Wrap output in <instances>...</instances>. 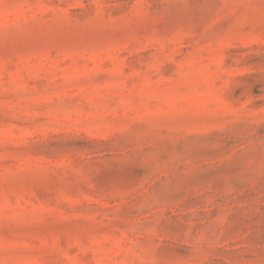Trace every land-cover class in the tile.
<instances>
[{"label":"rangeland","instance_id":"rangeland-1","mask_svg":"<svg viewBox=\"0 0 264 264\" xmlns=\"http://www.w3.org/2000/svg\"><path fill=\"white\" fill-rule=\"evenodd\" d=\"M0 264H264V0H0Z\"/></svg>","mask_w":264,"mask_h":264}]
</instances>
